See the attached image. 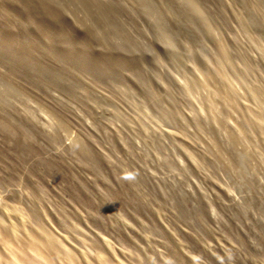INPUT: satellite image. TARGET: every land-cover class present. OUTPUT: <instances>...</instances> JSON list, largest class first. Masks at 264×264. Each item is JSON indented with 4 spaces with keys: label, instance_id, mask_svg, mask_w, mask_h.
Returning a JSON list of instances; mask_svg holds the SVG:
<instances>
[{
    "label": "rangeland",
    "instance_id": "rangeland-1",
    "mask_svg": "<svg viewBox=\"0 0 264 264\" xmlns=\"http://www.w3.org/2000/svg\"><path fill=\"white\" fill-rule=\"evenodd\" d=\"M263 106L264 0H0L3 261L264 264Z\"/></svg>",
    "mask_w": 264,
    "mask_h": 264
},
{
    "label": "bare ground",
    "instance_id": "bare-ground-1",
    "mask_svg": "<svg viewBox=\"0 0 264 264\" xmlns=\"http://www.w3.org/2000/svg\"><path fill=\"white\" fill-rule=\"evenodd\" d=\"M221 2V1H220ZM223 3V2H222ZM251 9H254V8H251ZM250 9V10H251ZM253 12V11H252ZM255 13V12H254ZM210 42H211V39H210ZM166 45V44H165ZM168 47V46H167ZM258 52V51H257ZM226 85V84H225ZM237 86V85H236ZM254 86V85H253ZM239 87V86H238ZM232 90V89H231ZM241 91V90H240ZM247 92H248V90H247ZM243 93V92H242ZM241 93V94H242ZM264 107V106H263ZM211 109V108H210ZM210 111V110H209ZM213 111V110H212ZM252 114V119L254 120V123L256 124V125H258L259 127H261V128H263L264 129V127L261 125V114H260V112L258 111V110H254V112H252L251 113ZM237 120V119H236ZM228 123V122H227ZM226 124V123H225ZM227 125V124H226ZM232 125V124H231ZM233 127V126H232ZM246 135V134H245ZM235 137V135H233L232 136V138H234ZM227 138V137H226ZM245 142V141H244ZM231 144V143H230ZM15 235V234H14ZM12 242H13V240H11ZM11 243V242H10ZM105 243V242H104ZM41 245V244H40ZM31 246H32V248L34 249V250H38L39 249V243L36 241V240H32V242H31ZM42 246V245H41ZM7 247V249H8V253L10 254V255H12V247L10 246V244L8 245V246H6ZM43 247V246H42ZM31 248V249H32ZM39 251V250H38ZM37 251V252H38ZM6 252V251H5ZM14 252V251H13ZM42 256V255H41ZM101 256V255H100ZM99 256V257H100ZM99 257H98V259H99ZM103 256H101L100 258H102ZM5 258V256L4 255H2V253L0 252V264H2V262H4L5 261V263L6 264H18V263H14L13 261H12V258L10 259V258H7L6 260H4L3 261V259ZM87 261V260H86ZM99 262V261H98ZM32 264H37L36 262H34V263H32ZM101 264V263H100Z\"/></svg>",
    "mask_w": 264,
    "mask_h": 264
}]
</instances>
